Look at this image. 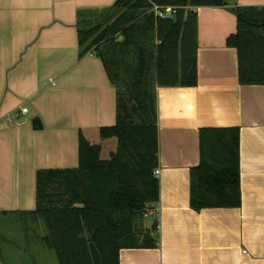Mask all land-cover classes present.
Wrapping results in <instances>:
<instances>
[{
  "label": "crops",
  "instance_id": "obj_1",
  "mask_svg": "<svg viewBox=\"0 0 264 264\" xmlns=\"http://www.w3.org/2000/svg\"><path fill=\"white\" fill-rule=\"evenodd\" d=\"M115 1L0 0L4 217H32L36 172L76 169L79 134L102 146L100 129L115 125L116 90L98 58L78 59L77 37L78 11H103ZM233 6L261 8L264 0ZM230 8L195 10L196 86L155 88L159 202L144 228L157 218L159 245L121 250L119 264H264V86L240 85L237 52L226 45L237 27ZM34 117L41 131L32 130ZM204 128L239 130V208L190 207V170L199 164Z\"/></svg>",
  "mask_w": 264,
  "mask_h": 264
},
{
  "label": "trees",
  "instance_id": "obj_2",
  "mask_svg": "<svg viewBox=\"0 0 264 264\" xmlns=\"http://www.w3.org/2000/svg\"><path fill=\"white\" fill-rule=\"evenodd\" d=\"M236 0H116L103 11L77 12L78 59L98 58L116 90V123L101 128L114 139L108 160L100 146L78 138V167L36 172V207L43 246L58 264H92L94 243L102 264H119L121 250L157 249L158 223L144 219L159 202L156 87L197 84L196 9L230 8L236 33L226 45L237 52L243 86H264V7L233 6ZM173 7V18L152 9ZM199 164L190 170V207H240L239 130L199 131ZM5 213H1L3 216Z\"/></svg>",
  "mask_w": 264,
  "mask_h": 264
},
{
  "label": "rangeland",
  "instance_id": "obj_3",
  "mask_svg": "<svg viewBox=\"0 0 264 264\" xmlns=\"http://www.w3.org/2000/svg\"><path fill=\"white\" fill-rule=\"evenodd\" d=\"M100 147V159L108 160L115 151L116 141L107 139ZM150 222V218L144 219L145 224ZM46 234V227L40 220L22 213L8 217L0 215V264H58L54 254L44 249L40 242Z\"/></svg>",
  "mask_w": 264,
  "mask_h": 264
},
{
  "label": "water",
  "instance_id": "obj_4",
  "mask_svg": "<svg viewBox=\"0 0 264 264\" xmlns=\"http://www.w3.org/2000/svg\"><path fill=\"white\" fill-rule=\"evenodd\" d=\"M172 18L173 16H167V19L171 20ZM31 126H32L33 131H41L43 128L42 123L38 117H34L31 120ZM88 249H89V255H90L92 264H102L100 254L98 250L96 249V246L94 245V243H89Z\"/></svg>",
  "mask_w": 264,
  "mask_h": 264
},
{
  "label": "built area",
  "instance_id": "obj_5",
  "mask_svg": "<svg viewBox=\"0 0 264 264\" xmlns=\"http://www.w3.org/2000/svg\"><path fill=\"white\" fill-rule=\"evenodd\" d=\"M154 15L158 18H167V16H173V14L175 13V9L173 7H158V6H154L152 9ZM28 110L26 108L21 109L20 113L21 115H25L27 114ZM154 175L157 176L158 175V171L155 170L154 171Z\"/></svg>",
  "mask_w": 264,
  "mask_h": 264
}]
</instances>
